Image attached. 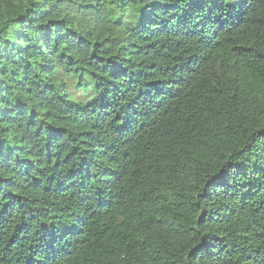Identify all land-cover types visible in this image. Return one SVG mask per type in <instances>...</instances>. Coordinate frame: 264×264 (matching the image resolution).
<instances>
[{
	"label": "trees",
	"instance_id": "obj_1",
	"mask_svg": "<svg viewBox=\"0 0 264 264\" xmlns=\"http://www.w3.org/2000/svg\"><path fill=\"white\" fill-rule=\"evenodd\" d=\"M0 264H264V0H0Z\"/></svg>",
	"mask_w": 264,
	"mask_h": 264
}]
</instances>
